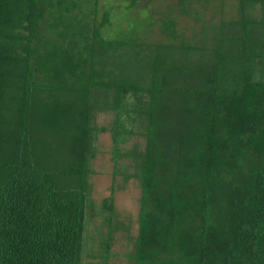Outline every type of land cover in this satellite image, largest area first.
Here are the masks:
<instances>
[{
  "label": "trees",
  "instance_id": "trees-1",
  "mask_svg": "<svg viewBox=\"0 0 264 264\" xmlns=\"http://www.w3.org/2000/svg\"><path fill=\"white\" fill-rule=\"evenodd\" d=\"M98 1L83 17V0H0V264H88L90 166L98 133L109 131L115 174L119 165L126 181L129 167L140 172L132 174L142 188L135 264H264V71L255 63L264 21H224L214 36L206 27L194 46L176 42L168 13L160 29L169 43L151 45L152 17L104 37ZM144 1L148 10L152 0ZM240 1L264 8V0ZM195 2L210 0L175 5L199 20ZM54 5L80 15L81 29L63 27L62 49L44 56L42 46L57 40L44 34ZM60 92L76 100L57 107L49 96ZM99 110L115 115L111 129L94 124ZM50 134L67 144L65 155L39 151L38 137ZM133 135L145 149L123 152ZM104 206L112 227L113 199Z\"/></svg>",
  "mask_w": 264,
  "mask_h": 264
},
{
  "label": "rangeland",
  "instance_id": "rangeland-1",
  "mask_svg": "<svg viewBox=\"0 0 264 264\" xmlns=\"http://www.w3.org/2000/svg\"><path fill=\"white\" fill-rule=\"evenodd\" d=\"M100 1L101 6L98 10L97 20L102 33L105 34L103 35L104 37L109 36L110 38H118L119 36H123L124 30L126 29L134 30L139 28L140 30L139 26L141 25V27H143L145 24H148L149 18L152 17L153 20L157 21V24L152 26L148 25L146 27V30L149 33V39L146 42H149L151 45L169 43V40L160 29V20L162 17H166L168 13L171 14V16L176 17V28L178 34L181 36V38L179 37L176 39V42H182L183 38L187 43L194 46L201 45L204 37H206L203 33L205 31L204 28L206 27V32L209 36H214L216 34L212 28L215 27L216 29H219L224 21L239 19H251L260 22L264 21V8L262 5H256V7H254L244 4L243 6L240 0H210L209 3L195 2L193 6L198 7L201 13L199 20L195 17L182 14L180 8L175 5L177 0H152L150 2L151 7L148 10H146L147 3L144 0H141L138 4V8L135 9L132 5V0ZM53 2H56V0H53ZM98 4V0H83V4L80 3L79 6V8L83 10L80 15H83V17L91 16ZM106 9L108 10L106 11ZM104 11H106L105 15L112 21V25H109L105 29L100 26L103 21ZM74 12L78 13L80 10L77 9ZM63 13L62 8L57 5H54L49 13L47 12L48 16H50L47 17V21L44 25L45 38L48 39V36H54L57 40H52V44L47 43L42 46L41 50H44L43 55L45 54V50H48L50 47L51 52L52 47L56 51L62 49L60 40L64 41L62 39L67 38L66 36H61L62 30L65 27L81 29L75 23V20L80 18V15L67 16ZM92 18H94V15ZM81 27L83 28L82 24ZM68 30L70 29L68 28ZM68 30L67 32L70 34V31ZM230 31L231 29L224 32V34H227ZM261 33L264 34V27H262ZM258 37L259 34L256 38ZM142 41L144 40L142 39ZM206 41L209 44L212 43L210 37L206 38ZM260 64L261 71H264V56L263 60L259 61V65ZM57 83L59 86L61 82L57 81ZM53 85L56 86L57 84ZM44 87V84L40 85V89H43ZM64 94V92L50 94L49 98L55 102L57 107L60 106L62 109V103H65V100L68 97L69 100L66 102L69 104L76 100L74 94ZM42 96L45 98L47 97V94L43 93ZM115 118L113 112L99 110L95 113L94 124L99 128L107 126L111 129ZM69 122L70 119L68 120V123ZM47 138L48 139L43 140L41 136L38 137V139L42 141V144L39 147L40 152L42 149L51 156L54 154L65 155L67 153V144L61 137H58L57 139L56 136L50 134ZM97 144L98 152L95 158L91 161L90 169L92 174L89 176V183L92 185L91 197L92 202L94 201V206L91 211V220H89L87 224V240L84 246L83 261L88 264H135L133 257L135 254V242L139 233L142 188L140 179L133 175L135 173L139 176L140 172L133 166L129 167L126 174H129L130 178L126 181L122 171L126 170L127 167L119 165L120 171L115 174V165L113 162L114 140L110 131L98 133ZM145 145L146 139L143 136L133 135L126 144L122 145V151L128 152L136 150L137 147L143 151ZM122 162L129 161L123 158L120 163ZM57 178L60 180L62 179L59 174L57 175ZM107 198L113 199L114 211L117 217L115 221L116 223L112 221V227L106 218L108 216V211L104 206V202ZM112 241L113 245L109 249L108 245L110 242L112 244ZM99 253L101 254L98 259L91 257V255H98Z\"/></svg>",
  "mask_w": 264,
  "mask_h": 264
},
{
  "label": "crops",
  "instance_id": "crops-1",
  "mask_svg": "<svg viewBox=\"0 0 264 264\" xmlns=\"http://www.w3.org/2000/svg\"><path fill=\"white\" fill-rule=\"evenodd\" d=\"M255 63H256L257 65H259V61L255 62ZM260 65H261V64H260ZM260 65H259V66H260Z\"/></svg>",
  "mask_w": 264,
  "mask_h": 264
}]
</instances>
